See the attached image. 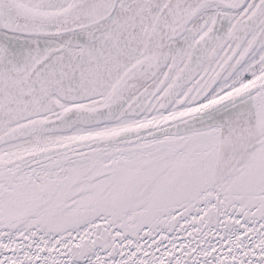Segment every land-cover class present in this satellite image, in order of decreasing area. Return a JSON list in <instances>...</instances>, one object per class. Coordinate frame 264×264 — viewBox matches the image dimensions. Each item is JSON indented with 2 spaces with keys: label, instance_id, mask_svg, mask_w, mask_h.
I'll return each instance as SVG.
<instances>
[{
  "label": "snow or ice",
  "instance_id": "snow-or-ice-1",
  "mask_svg": "<svg viewBox=\"0 0 264 264\" xmlns=\"http://www.w3.org/2000/svg\"><path fill=\"white\" fill-rule=\"evenodd\" d=\"M0 264H264V0H0Z\"/></svg>",
  "mask_w": 264,
  "mask_h": 264
}]
</instances>
